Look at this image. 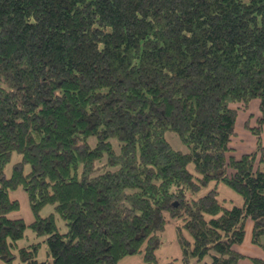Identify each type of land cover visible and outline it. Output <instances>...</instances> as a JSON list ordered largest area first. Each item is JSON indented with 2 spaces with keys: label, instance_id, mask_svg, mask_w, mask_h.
Here are the masks:
<instances>
[{
  "label": "trees",
  "instance_id": "trees-1",
  "mask_svg": "<svg viewBox=\"0 0 264 264\" xmlns=\"http://www.w3.org/2000/svg\"><path fill=\"white\" fill-rule=\"evenodd\" d=\"M263 126L264 0H0V264H238L248 220L264 251Z\"/></svg>",
  "mask_w": 264,
  "mask_h": 264
},
{
  "label": "rangeland",
  "instance_id": "rangeland-1",
  "mask_svg": "<svg viewBox=\"0 0 264 264\" xmlns=\"http://www.w3.org/2000/svg\"><path fill=\"white\" fill-rule=\"evenodd\" d=\"M250 108L252 109L253 105H251ZM237 112L238 114L235 123V134L232 137V141L230 142L229 145L230 148L232 149V152L227 155L239 157L242 154V151H248L251 149L255 150L256 148L257 145L256 136L252 133L249 127L245 126V122H246V118L248 117L249 126L251 128L255 127V125H257L256 122L257 114L254 115L250 113L251 111H249V106L244 107L243 104L237 109ZM244 135L247 136L249 135V136L246 138ZM166 136L174 149L180 151H187V147L179 140L176 134L169 132L166 134ZM260 139H261V143L264 144V126L260 131ZM19 159L20 156L14 153L11 162L7 165L5 169L7 175H9L11 172L12 164L18 161ZM216 189L218 192V197L222 198L223 202H225L226 200L227 203H234V204L241 203V198L225 185L219 183ZM11 197L13 199H17L20 204V209L18 211L13 212L12 216L14 218H22L26 223L32 222L34 220V217L30 210L28 198L25 191L21 188H18L17 190L11 192ZM50 210H51V206H48L43 210L42 214L45 215ZM172 230H174V227L173 224H171L169 221L163 233L162 247L158 250V255L161 260L168 255H172L173 253L178 252L177 250L178 245L175 244V242H172L174 235ZM27 234L29 236L28 241H38V239L34 237L32 231H30L29 229L27 230ZM28 241H22L21 245L27 244ZM48 257L49 256L47 255V246L45 243H42L40 248L38 249L36 258L39 261H43L45 259H49ZM141 262H143L142 253L139 255H134L129 258L120 259L118 261V264H140ZM12 264H23V263L19 259H16L15 261H13Z\"/></svg>",
  "mask_w": 264,
  "mask_h": 264
},
{
  "label": "crops",
  "instance_id": "crops-1",
  "mask_svg": "<svg viewBox=\"0 0 264 264\" xmlns=\"http://www.w3.org/2000/svg\"><path fill=\"white\" fill-rule=\"evenodd\" d=\"M251 105H253L252 109L250 108ZM248 106H249V111H251L250 113L254 115L257 114L258 116V100L256 99L252 100ZM246 120H249L248 117L246 118ZM244 136L247 138L249 135L248 136L244 135ZM250 151H252V149L248 151H242V154L250 152ZM12 213H10V216H12ZM251 237H252V222L248 220L245 225L244 239L241 244L236 246L237 252L245 256L244 258L239 260L238 264H253V262L251 261V258H259V259L264 260V251L260 247L252 243Z\"/></svg>",
  "mask_w": 264,
  "mask_h": 264
}]
</instances>
